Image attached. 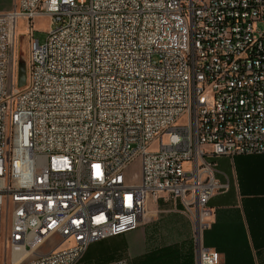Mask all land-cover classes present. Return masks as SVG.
Listing matches in <instances>:
<instances>
[{
  "label": "built area",
  "instance_id": "built-area-1",
  "mask_svg": "<svg viewBox=\"0 0 264 264\" xmlns=\"http://www.w3.org/2000/svg\"><path fill=\"white\" fill-rule=\"evenodd\" d=\"M259 23L264 0H16L1 11L0 264H77L92 242L138 228L163 193L191 214L198 263H218L200 242L223 187L215 159L264 153Z\"/></svg>",
  "mask_w": 264,
  "mask_h": 264
},
{
  "label": "crops",
  "instance_id": "crops-1",
  "mask_svg": "<svg viewBox=\"0 0 264 264\" xmlns=\"http://www.w3.org/2000/svg\"><path fill=\"white\" fill-rule=\"evenodd\" d=\"M13 2L0 0V12L8 10ZM215 161V177L223 187L208 202L212 212L200 242L219 253L216 264H264V153L221 155ZM148 218L141 236L126 245L127 254L113 260L125 259L127 264H199L194 223L179 199L164 193L149 199L143 223ZM98 241L89 245L91 255L85 254L77 264L109 262L92 256L93 251L105 250Z\"/></svg>",
  "mask_w": 264,
  "mask_h": 264
},
{
  "label": "rangeland",
  "instance_id": "rangeland-1",
  "mask_svg": "<svg viewBox=\"0 0 264 264\" xmlns=\"http://www.w3.org/2000/svg\"><path fill=\"white\" fill-rule=\"evenodd\" d=\"M15 3H16V0H14L13 5L11 7H13L15 5ZM11 7L9 9H11ZM33 27H34V32H33L34 38L38 39L40 42H43L45 37H46V30L48 29V17H46L44 15L39 16L38 18L35 19ZM258 28L263 30L264 24L259 23ZM20 55L28 57V40H27V36L25 33L24 21L21 19L18 22L17 35H16V48H15L16 60H17L18 56H20ZM182 119H184V117ZM166 140H167V138H166V136H164V142H166ZM158 148H159L158 140L152 142L150 145L147 146L148 151H156ZM137 168H138L137 163H134L133 165H131L129 168L130 173L136 172ZM191 207H192L191 210L195 209V204H193ZM187 214L189 217L191 216V214L189 213L188 210H187ZM3 216H4V214H3ZM145 220H147V221H145L144 223H143V221H141L139 227L132 230V231L124 233L123 235H119V236H115V237H108V238H105L104 240L98 241L97 244L104 246L105 250L102 252H99V253H96V251H93L94 253L92 254V256L94 258L100 259L102 261L103 260L112 261L113 259H115L121 255H124V254L126 255L127 254V252H125L126 245L128 246V244L130 243L131 240H133L136 237L141 236L142 226H144L145 224H147L150 221L149 218L145 219ZM158 242H159V240H158ZM52 245H53L52 242L45 244L42 247V252H45L47 249L52 247ZM88 247H87L86 251L84 252V254L81 258H83L85 256V254L88 257L91 255V251L88 250ZM90 249H93V248L91 247ZM3 251H4V248H2L1 261H3V254H4ZM9 252H10V249L8 247L7 248V256H9Z\"/></svg>",
  "mask_w": 264,
  "mask_h": 264
},
{
  "label": "water",
  "instance_id": "water-1",
  "mask_svg": "<svg viewBox=\"0 0 264 264\" xmlns=\"http://www.w3.org/2000/svg\"><path fill=\"white\" fill-rule=\"evenodd\" d=\"M27 83V57L20 55L16 60V87L22 88Z\"/></svg>",
  "mask_w": 264,
  "mask_h": 264
}]
</instances>
